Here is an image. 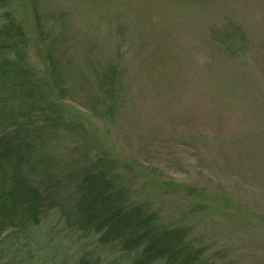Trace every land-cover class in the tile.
<instances>
[{
	"label": "rangeland",
	"instance_id": "obj_1",
	"mask_svg": "<svg viewBox=\"0 0 264 264\" xmlns=\"http://www.w3.org/2000/svg\"><path fill=\"white\" fill-rule=\"evenodd\" d=\"M10 1L27 61L45 74L49 60L71 62L78 77L61 102L81 126L47 146L62 189L53 223L35 232L36 263L92 253L62 231L76 172L106 152L130 202L186 227L207 262L264 264V0ZM225 22L241 28L238 42L217 41ZM109 62H122L126 77L116 113L105 116L91 65Z\"/></svg>",
	"mask_w": 264,
	"mask_h": 264
},
{
	"label": "trees",
	"instance_id": "obj_2",
	"mask_svg": "<svg viewBox=\"0 0 264 264\" xmlns=\"http://www.w3.org/2000/svg\"><path fill=\"white\" fill-rule=\"evenodd\" d=\"M49 26H41V33ZM221 31L213 32L221 44H234L244 35L235 23L225 22ZM28 46L12 2L0 0V264H14L12 256L18 254L22 264H37L35 232L53 223L48 213L59 206L62 189L57 160L47 146L57 132L81 126L67 118L61 102L75 91L78 77L71 62L49 60L45 74L27 61ZM91 67L99 81L95 100L105 116L114 115L125 68L122 62ZM114 163L102 152L72 177L78 196L62 232L88 240L93 248L66 263L210 264L186 227H170L156 212L130 202Z\"/></svg>",
	"mask_w": 264,
	"mask_h": 264
}]
</instances>
